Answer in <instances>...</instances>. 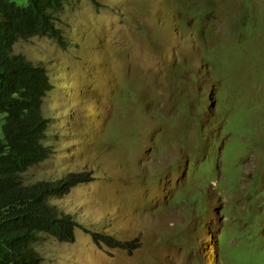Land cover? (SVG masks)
<instances>
[{
    "label": "rangeland",
    "instance_id": "374dc122",
    "mask_svg": "<svg viewBox=\"0 0 264 264\" xmlns=\"http://www.w3.org/2000/svg\"><path fill=\"white\" fill-rule=\"evenodd\" d=\"M97 1L66 3L59 23L66 46L34 36L13 48L46 66L54 85L44 108L51 153L24 182L79 171L92 177L51 199L78 227L74 242L41 236V264H220L221 234L229 258L223 264H264V26L249 65L233 54L241 14L253 6L264 23V0H199L211 4L224 32V54L208 60L180 13L187 0ZM182 59L191 69L185 74L193 70L201 82L176 79ZM213 83L227 92L222 111L218 98L200 101ZM184 139L192 153L208 145L205 165L216 175L204 193L186 176L191 151L178 144ZM238 151L243 162L234 167ZM231 167L243 181L221 191ZM104 236L133 246L111 247Z\"/></svg>",
    "mask_w": 264,
    "mask_h": 264
},
{
    "label": "trees",
    "instance_id": "16d2710c",
    "mask_svg": "<svg viewBox=\"0 0 264 264\" xmlns=\"http://www.w3.org/2000/svg\"><path fill=\"white\" fill-rule=\"evenodd\" d=\"M71 0H0V116L3 124V137L0 138V264H41L42 257L35 245L41 236L55 238L59 242H74L78 222L72 213H63L51 199L63 196L80 183L91 180L88 171L70 172L63 177L49 180H37L26 184L23 180L29 168L49 158L51 148L46 143L50 118L45 114L46 97L53 89V81L48 73V68L43 64H35L21 53H15L13 48L18 39H28L34 36H47L58 39L61 47L66 46L59 25L62 11L66 3ZM98 4L97 0H93ZM206 2V1H205ZM211 4L185 1L180 5V13L190 29H193L200 41V45L208 60L214 52L224 54L226 46L219 43L220 36L224 33L218 30L221 18L215 14L214 9H209ZM251 7L252 13L241 14L240 24L234 30L237 36L234 47V60L243 59L247 65L251 56L258 49L256 39L260 40L263 33V19H259L257 9ZM251 38L252 47L245 48L246 42ZM264 44L260 42V47ZM246 55L243 56V51ZM232 54V56H233ZM185 59V58H184ZM182 59L177 65L179 71L176 79L189 82H201L196 72L187 76L185 72L191 70L187 62ZM264 62V57L258 63ZM258 76L263 72H258ZM215 84L213 92L203 91L201 102L218 98L217 105L222 111L221 96H226L225 91L219 94V84ZM201 84L199 85L200 92ZM127 96L134 94L124 91ZM207 94V95H205ZM132 99L131 97H128ZM194 121L196 120L193 117ZM222 131V124L219 134ZM202 132L200 133V138ZM216 138V137H215ZM188 155V178L200 182L199 188L204 193L207 181L216 175V170L206 168V148L203 153H192L193 148L184 139L178 142ZM214 148L221 145L219 139L212 142ZM222 146V145H221ZM222 155L218 148L217 153ZM237 163L243 162V153H235ZM198 160V161H197ZM204 161V162H203ZM220 161V160H219ZM200 162V163H198ZM240 165V164H239ZM233 167V168H234ZM231 169L222 179L223 188L238 187L242 183V175ZM264 174V170H263ZM263 174H259L263 179ZM212 180V179H211ZM262 181V180H261ZM260 181V182H261ZM220 181L217 182L219 185ZM252 181L245 185L247 189L252 186ZM256 184V183H255ZM201 198L199 200H203ZM197 200L193 199L192 201ZM196 209H194L195 211ZM200 210V209H198ZM101 241L111 247L132 248L133 243L118 240ZM225 239L219 237L220 264L229 258L223 253Z\"/></svg>",
    "mask_w": 264,
    "mask_h": 264
},
{
    "label": "clouds",
    "instance_id": "9594fccd",
    "mask_svg": "<svg viewBox=\"0 0 264 264\" xmlns=\"http://www.w3.org/2000/svg\"><path fill=\"white\" fill-rule=\"evenodd\" d=\"M48 159V158H47ZM68 243V242H67Z\"/></svg>",
    "mask_w": 264,
    "mask_h": 264
}]
</instances>
